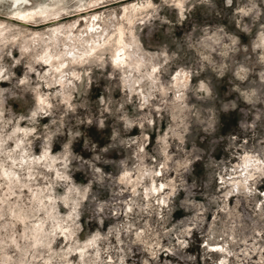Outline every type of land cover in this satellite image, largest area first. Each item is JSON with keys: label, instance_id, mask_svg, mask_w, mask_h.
<instances>
[{"label": "rangeland", "instance_id": "obj_1", "mask_svg": "<svg viewBox=\"0 0 264 264\" xmlns=\"http://www.w3.org/2000/svg\"><path fill=\"white\" fill-rule=\"evenodd\" d=\"M94 1L29 0L16 8L11 0H0V63L7 65L10 45L20 59L18 68L30 65L40 73L33 76L23 68L22 86L20 72L0 81V162L19 173L21 182L10 189L0 178V259L8 257L7 264H110L109 257L111 264H264V203L256 194L262 188L257 173L264 170L259 162L264 160V0H150L151 8L149 0ZM40 9L45 13L30 19L17 15ZM121 27L130 51L145 59L139 69L125 55V64L112 63ZM92 38L105 42V54L90 51ZM45 50L50 57L57 53L79 76L69 77L70 107L53 103L48 115L54 123L46 127L29 119L42 107L37 99L45 89L38 84L63 91L67 80L57 84L54 78L69 69L55 72L60 61L52 57L44 76L35 57ZM85 51L92 54L85 57L89 63L80 59ZM177 69L187 79L177 77L170 87ZM133 80L137 86L129 91ZM14 143L29 156L40 147L45 159L12 169L7 158L20 155L8 151ZM98 166H103L99 173ZM157 170L161 175L154 174ZM245 175L252 178L251 195L244 191ZM153 181L157 189L161 183L165 188L154 194ZM9 206L30 218L23 224ZM127 207L132 211L125 214ZM36 221L46 231L60 223L68 229L67 240L60 244L58 229L51 247H31L23 256L21 249L31 242L23 238L24 228ZM130 225L133 231L144 229L135 242ZM116 236L130 254L117 251ZM86 240L96 247L86 246Z\"/></svg>", "mask_w": 264, "mask_h": 264}, {"label": "snow or ice", "instance_id": "obj_2", "mask_svg": "<svg viewBox=\"0 0 264 264\" xmlns=\"http://www.w3.org/2000/svg\"><path fill=\"white\" fill-rule=\"evenodd\" d=\"M24 2L28 3L29 0H24ZM97 2L102 3L103 0H97ZM117 6L118 7H123L124 5H117ZM147 6L149 8L152 7V3L150 2V0H149V3H148ZM180 7H181V5L177 4V8H180ZM122 35L123 34H121L120 37H117V41H119L121 39ZM22 51H27V49H23ZM69 55H71V53H69ZM91 55L92 54L90 52L85 51L80 56V59L82 61H84L85 63H89V61L85 60V57H88V56H91ZM115 55H116V59H114L112 61V63L115 66H119L121 64L122 60L124 59L123 51L122 50L118 51V52H116ZM132 55H133L134 59H136V58L143 59L142 57H138V54L136 52H133ZM6 56L9 57L10 59H8V62H7L6 66H5L4 63H0V81H8V80H10L13 77L15 72H20L21 74H20L18 83L21 86L24 85L25 76H24L23 68H25V67H28L29 70L32 71L33 76L40 75V73H36L33 69H31L30 65H24L23 68H18L17 66L20 65V59L18 57H13L10 45L8 46V50H7ZM52 57H55L56 60L60 61V63L54 69L55 72L60 73L61 69H69L68 64L63 62L61 60L60 56L57 53H52V56L50 57L49 56V52L47 50H45L42 55H37L35 57V60L40 62V63H42V65L44 66L43 67V75L44 76L48 75L49 69H48L47 66L52 63ZM0 60H3V59H0ZM167 62H168L167 59H165L164 63L167 64ZM77 67H80V66H77ZM157 70L158 69L156 67H153L151 69V71L153 73L156 72ZM186 75H187L186 73L183 74V76H186ZM70 76L74 77L76 80H79V76H77L76 70H74V69H69L67 72H65L62 75L54 78V80H55V82L57 84L60 81H62V80H67L68 87L66 89H64L63 91L61 89H59L58 87H56V88H54V90L52 92H49V91H47V89L49 88V85L47 83H43V85H41V83L38 84V86H40V87L43 86L44 89H45L44 94L37 99V104L38 105H42V107H39L37 111L32 112L31 113V117H29V119H32V118L38 119V120L42 121L43 125L46 127L49 123H54V121H51L49 119V115H48V109L53 106V103L54 104L64 105L65 106V110H67L70 107L69 99L67 98V96H70L72 91H74V84H73V81L71 79H69ZM177 77H182V74H181L179 69H177L171 75L170 81L172 83L169 85L170 87L175 84ZM181 83H183L182 80H181ZM136 86H137V81L133 80L129 91H131L132 87H136ZM66 93H67V96H66ZM140 94L143 95L142 91L140 92ZM50 97H55V99H52L51 103L49 102V98ZM144 102H146V101H144ZM17 123L19 124L20 122L17 121ZM25 127H27L26 124H25ZM31 131L34 132L35 129H32ZM22 143H23V141H21V144ZM8 151L9 152H19L20 153L19 159H13L11 156H9L7 158V162L10 164L12 169H15L17 167H19V169H23L25 167V165H27L29 163V161H35L37 163H40V162H42L45 159V152L40 147H37L36 148V153L32 154L30 156L28 155L27 148H24L21 151L20 145H17L15 143L12 144L9 147ZM140 151L143 152V148H140ZM3 154H4V152H3V143L0 142V156H2ZM259 162L260 163H264V160H260ZM61 167L62 168H66L67 165L66 164H62ZM163 167H164V165L161 163L159 165V168L162 169ZM102 169H103V166H98L96 168V171L99 173V172L102 171ZM152 174L153 173H147V175H152ZM154 174L159 176V175H161V172L159 170H157ZM124 175L128 176L129 173L126 172V173H124ZM257 175H258L259 181H260V183L262 185V188L261 189H257L256 194L260 197L261 202L264 203V170H259ZM8 176H9V170L4 168L3 162H0V178L7 179ZM12 176L14 177V179L20 180V174L19 173L13 171L12 172ZM54 176L55 177H59L60 176L59 170H57L54 173ZM29 178H31V177H29ZM251 179L252 178L250 176H248V175L244 176V182H245V185H246L244 191L246 193H248L249 195L252 194V187L249 185V181ZM164 188H165V185L163 183H161L159 185L158 189L155 186H153L150 190L155 194L157 191H162ZM239 190H240L239 188L234 189V191H239ZM171 191H172V189H171ZM171 191L169 192V194L171 193ZM157 203L166 204V201L157 200ZM131 211H132V208L131 207H127L125 209V214H127L128 212H131ZM34 226L35 227H39V221H36ZM128 230L132 233L133 242H135V240L139 239L141 237L143 231H144L143 228L133 231V228H132L131 225L129 226ZM66 233H68V229L67 228H61L59 230V235H60V238H61V243H60L61 245H64V243L67 240V236L65 235ZM177 243H179V241H177ZM85 244H86V246L89 245V244H93L94 245V241L93 240H86ZM123 244H124V241L121 239V237L120 236H116L115 237V246L117 247V251L125 253V255L130 254L132 252V249L128 248L127 250H125L124 247H123ZM32 247L33 248H37L39 250H43L44 243L41 241L39 244H37L36 241H32ZM48 247H51V245H48ZM95 247H96V245L93 246V249ZM17 250H18V247H17ZM64 250L68 251L69 249L64 248ZM86 250H87V248L80 249V252L82 253V252H84ZM216 250L223 251L222 248L221 249H216ZM136 253H138V251ZM80 258H82V257H80ZM109 261H110V264H111V258L110 257H109ZM117 264H120V261H117ZM221 264H223V261H221Z\"/></svg>", "mask_w": 264, "mask_h": 264}, {"label": "bare ground", "instance_id": "obj_3", "mask_svg": "<svg viewBox=\"0 0 264 264\" xmlns=\"http://www.w3.org/2000/svg\"><path fill=\"white\" fill-rule=\"evenodd\" d=\"M182 1L183 0H179V2L180 3H182ZM94 2H97V0H95ZM11 3H12V6H14V7H16V8H18L19 7V5L21 4V3H24V0H11ZM45 13V11H43L42 9H40V10H35V11H33L32 13H27V14H23V13H21V12H18V14L17 15H19V16H23L25 19H30V18H33V17H35V15H38V14H44ZM118 32H119V34H118V36L117 37H120L121 36V34H123L122 35V37H121V39L119 40V41H117V37L115 38V34H112L111 36H109V38H107V40H105V42H107V44H109V42H111V40H113V38H115V40H113V42H115V47H114V49H113V58H112V60H114V59H116V52H118V51H123V57H124V55L126 56V57H128V58H130V59H133V62H134V66H135V68L136 69H139L143 64H144V62H145V59H144V57H142V55L140 56V57H142L143 59H139V58H136V59H134L132 56V54H133V52L132 51H130L131 50V46H129V45H126L125 44V41H124V35H125V31L123 30V28L121 27V28H119L118 29ZM105 36H107V32H105L104 33V36L102 37V39L101 40H103V38H105ZM90 42L92 43V47H91V52H93V51H96L97 50V54H105V46H103V44H105V42H103L102 44H99V38H92L91 40H90ZM101 46H103V48H101ZM127 51V52H126ZM129 51V52H128ZM97 58H99V56H97ZM77 61V60H76ZM125 57H124V59L122 60V62H121V64L120 65H123V64H125ZM58 63H60V62H58ZM79 63V62H78ZM73 64V63H72ZM77 64V63H76ZM184 80H186L187 79V75L186 76H184V77H182ZM180 80V79H179ZM12 172L13 171H9V176H8V178L6 179V181H8V183L10 184V186H9V188L10 189H13V187H12V184H14V183H17V182H19V183H21L19 180H16V179H14V177L12 176ZM23 185V184H22ZM24 186V185H23ZM153 186H155V183H154V181H153V183H152V185H151V188L153 187ZM150 188V189H151ZM9 189V190H10ZM151 191V190H150ZM152 192V191H151ZM34 198L36 199V202H37V208L39 209L40 207L42 208V204H43V201H42V199H40V197H39V194L38 193H34ZM2 203H5V201L3 200L2 201ZM41 205V206H40ZM3 208H2V206H1V204H0V211L2 210ZM8 210L7 211H9V212H11V214H12V216L16 219V220H18V221H22L23 222V224L26 222V220L28 219V218H30V216L29 215H27L26 213H24L22 210H17V209H15V208H13V207H11V206H9L8 208H7ZM52 210H54V207H53V205L52 206H50V208H47L46 209V213H47V217H50L51 215L50 214H52L51 213V211ZM4 215V212H0V217L1 216H3ZM33 217V216H32ZM56 218V217H55ZM42 225V224H41ZM61 228H63L62 226H61V224L60 223H57V224H55L54 226H53V228H52V230L51 231H46V230H44L43 229V226H39V227H25L24 228V232H23V238H26V239H29L31 242L29 243V245H28V247L27 248H25V249H21L22 250V255L24 256V255H26L28 252H29V249L32 247V241H36L37 242V244H39L41 241L45 244V245H50L51 244V242H52V239H53V234H56V232H57V230L58 229H61ZM3 242V241H2ZM6 243H7V241H6ZM3 244H5V242H3ZM8 244V243H7ZM4 249V248H3ZM8 261H9V258L8 257H3L2 259H0V264H7L8 263ZM21 264H26V262L25 261H21Z\"/></svg>", "mask_w": 264, "mask_h": 264}]
</instances>
